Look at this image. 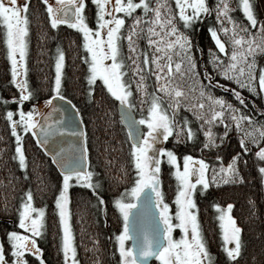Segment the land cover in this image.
Instances as JSON below:
<instances>
[{"label":"snow or ice","instance_id":"snow-or-ice-1","mask_svg":"<svg viewBox=\"0 0 264 264\" xmlns=\"http://www.w3.org/2000/svg\"><path fill=\"white\" fill-rule=\"evenodd\" d=\"M38 3L51 29L66 25L79 34V59L86 65L85 95L89 101L95 98L99 85L117 102L132 170L130 186L111 201L120 221V230L114 235L118 264H149L150 258L158 264H239L244 250L243 229L232 215L233 203L211 204L216 212L222 251V257L214 258L202 231L195 194L203 195L212 185L243 183L239 163L250 151V145L257 146L253 155L264 162V108L249 113L241 91L264 98V62L258 60L264 55V17L258 15L253 0H236L235 7L232 0H216L215 4L209 0H90L94 6L92 23L86 12L88 0ZM30 7L31 0H0V42L10 66L11 84L18 90V95L10 97L16 108L5 107L3 118L14 138L11 158L25 181L31 178L23 144L26 134L57 169L60 181L52 203L59 229L58 253L62 264H81L71 224L70 189L79 186L90 190L97 206L106 214L105 200L98 191L100 180L89 164L82 114L62 94L66 53L61 45L57 44L55 49V75L49 84L50 95L44 100L47 111L35 104L28 110L23 107L35 95L27 79ZM237 8L242 13L240 18L232 15ZM213 15L216 26L209 25L206 30L214 44V48L208 49L211 71L204 65L201 73L194 55V51L201 50H194L188 30ZM140 39L145 41L143 49L138 43ZM177 75L189 78V91L175 82ZM216 75L236 87L215 80ZM151 77L155 79L154 90L148 92L147 81ZM133 82L135 98L141 105L139 116L133 111ZM213 87L229 91L239 107L224 96L214 95ZM57 98L70 105L80 118L75 129L65 125L66 110L55 103ZM0 102L7 105L9 98L0 97ZM181 106L192 112L199 122L198 129L191 126L187 116L178 119ZM57 114L59 119L54 118ZM217 124L223 125V132L214 131ZM233 129L241 151L232 155L226 166L210 165L187 152L178 156L164 143L169 137L177 144L190 143L201 132L200 149H214L223 144ZM66 135H71L73 142L65 144L62 138ZM221 159L216 156V160ZM163 162L170 166L176 182L174 211L161 187ZM243 163L246 165L247 160L243 159ZM257 171L264 184V163L257 164ZM45 217L46 206H35L29 186L21 193L17 207V225L23 231L8 230L0 239V264H46L44 249L38 242L46 231ZM176 229L179 237L173 235ZM90 239L91 246L85 251L96 254L93 264H102L99 241ZM127 241H132L131 245ZM29 257L33 259L30 261Z\"/></svg>","mask_w":264,"mask_h":264},{"label":"trees","instance_id":"trees-1","mask_svg":"<svg viewBox=\"0 0 264 264\" xmlns=\"http://www.w3.org/2000/svg\"><path fill=\"white\" fill-rule=\"evenodd\" d=\"M215 2L216 0H209L211 4H215ZM253 3L258 15L264 17V0H253ZM232 4L235 7L236 0H232ZM37 9L40 10L39 16L35 15ZM86 12L89 22L92 23L94 6L91 5L90 0H88ZM232 15L238 18L242 17L238 8ZM29 18L31 24L27 79L29 87L35 95L31 103L25 101L23 107L28 110L35 104L43 109L44 100L50 95L49 84L54 78L55 49L57 44L61 45L66 53L62 94L71 100L82 114L81 118L84 121L82 127L88 136L89 164L97 174L95 178L100 180L101 186L98 191L105 200L103 207L106 209V214L100 210V206H97L96 199L90 190L79 186H73L70 189L71 224L78 258L81 264H93L96 254L87 252L85 249L91 246L90 238H95L99 241V256L102 264H118L119 255L115 252L114 235L120 230V221L118 214L114 213L111 201L125 187L130 186L132 170L128 163L129 144L126 141V132L122 130L117 115V102L102 92L99 85L92 101H89L85 95L86 65L79 59L82 49L79 47L80 36L78 33L66 25H59L56 30L51 29L38 0H31ZM41 22L43 23L41 24ZM214 23L216 22L213 15L188 30L194 50L197 47L201 50L194 51L201 73L204 65H207L211 71V65L207 64L208 49L214 48V44L206 30L209 25L216 26ZM41 36L44 38L42 39ZM258 60L264 62V55L259 56ZM214 79L236 87L235 84L222 79L219 75H216ZM185 82L187 83H183L182 87L189 91L186 88L189 83L187 76ZM204 83L206 84L207 81ZM241 91L246 98L249 113H252V109L255 110L256 106L261 109L259 96L250 94L247 90ZM212 92L214 95L224 96L226 100L237 104L229 91L213 87ZM12 95H18V90L11 84L10 67L7 65L4 46L0 42V97L9 98L7 105L0 102V239L4 238L6 231L18 230L16 227L17 207L21 193L31 186L35 206H46V231L41 238H38L40 246L44 249L43 256L46 264H62L61 256L58 253L59 229L57 220L54 218L52 203L60 181L59 173L51 164L50 159L44 156L42 150L36 147L32 138L26 134L23 144L28 157V173L31 178L28 181L22 178V173L16 162L11 158L14 151V138L11 137L3 118L5 107L16 108V104L10 100ZM237 106L239 107L238 104ZM205 110H207V105ZM182 111L187 112V109L183 107ZM188 112L192 116V112ZM214 131L223 132V125L218 127L214 125ZM197 133L199 135L193 142L177 144L173 137H170L165 142V146L176 151L178 156L187 152L205 160L216 161L218 164L223 163L225 166L232 155L241 151L239 137L234 129L229 131L223 144L214 149L201 150L200 142L202 140L200 132ZM181 140H183V136ZM106 147L107 152L105 151ZM256 148L257 146L250 145V151L243 156V159L247 160V164L243 163V159L239 163L241 174L244 177L243 183L212 185L203 195L199 192L195 194L202 231L214 258L222 257V251L215 210L211 204L218 202L225 205L231 202L234 205L232 215L236 217L237 223L243 229L244 250L243 255L238 258L239 264H264V184H261V177L257 171V164H260V161L253 155ZM217 155H220L222 159L216 160ZM161 167V187L166 201L173 206L176 182L167 163L163 162ZM117 176L120 178L114 179ZM17 177L20 178L17 179ZM32 259L29 257L30 261ZM151 264L158 263L154 260Z\"/></svg>","mask_w":264,"mask_h":264},{"label":"rangeland","instance_id":"rangeland-1","mask_svg":"<svg viewBox=\"0 0 264 264\" xmlns=\"http://www.w3.org/2000/svg\"><path fill=\"white\" fill-rule=\"evenodd\" d=\"M214 24H216V23H214ZM139 45H140V47H141V49H143L144 47H145V41L143 40V39H140L139 40ZM124 51L125 52H127V48H126V46H125V49H124ZM5 55H6V53H5ZM56 55V54H55ZM53 64L55 65V58H54V61H53ZM7 65L9 66V64H8V62H7ZM10 67V66H9ZM54 72H53V75H55V67H54V70H53ZM129 75H130V73H129ZM154 82H153V81ZM174 80H175V82L177 83V84H179V85H183V83H187V82H185L186 81V76L185 77H180L179 75H177V76H175L174 77ZM148 83V88H147V91L148 92H152L153 90H154V84H155V79H154V77H151V78H149L148 79V81H147ZM189 83H190V81H189ZM187 84L186 85V88L187 89H189V85L190 84ZM223 84V83H222ZM185 86V85H184ZM131 87H132V89H133V101H134V103H136V108L133 110L134 111V114L135 115H137V116H139V114H140V108H141V105H140V103H139V101L138 100H136V94H135V87H136V85H135V83L133 82L132 84H131ZM150 87H152L151 89H150ZM185 89V88H184ZM221 89V88H220ZM162 95V94H161ZM260 98V102H261V104H260V108H264V98H262V97H259ZM164 104H165V106L167 105V98H165L164 99ZM256 106V105H255ZM263 106V107H262ZM45 108V106L43 107V109ZM145 108H146V106H145ZM182 109H183V107L181 106V108H180V110H179V114H178V119H181V118H183L184 116H187L188 118H189V120L191 121V126L194 128V129H198L199 128V122H197L196 120H195V118L193 117V115L191 116V114H189V112H188V110H187V112H185V111H182ZM253 110L254 109H252V112H253ZM255 111H259V108H258V106H256V108H255ZM256 117H258V118H256V119H259L260 117L259 116H256ZM197 124V125H196ZM198 126V127H197ZM219 125H216V127H218ZM197 135H199L198 133H197ZM200 138H201V140L203 141V135H202V133L200 132ZM169 139H170V137H169ZM165 143V142H164ZM261 146H264V144L262 143V145ZM182 157V156H181ZM210 165H217V166H219L220 164H218V162H216V161H209V160H206ZM180 163H181V166H182V159L180 160ZM259 163H264V162H259ZM168 165V164H167ZM169 166V165H168ZM170 167V166H169ZM211 174H212V169H211V167L209 168V171H208V175H209V178L211 177ZM199 187V186H198ZM171 210L172 211H174L175 210V205L173 204V206L171 207ZM215 215H216V212H215ZM217 221V220H216ZM217 225H218V222H217ZM16 227L18 228V225L16 224ZM218 229H219V226H218ZM18 231H23L22 229H19L18 228ZM173 235L174 236H176V237H179V230L178 229H176V230H174V232H173ZM127 244H129V241H127L126 242ZM115 245V244H114ZM130 245V244H129ZM119 255V254H118ZM156 261V260H155ZM157 262V261H156ZM158 263V262H157Z\"/></svg>","mask_w":264,"mask_h":264},{"label":"water","instance_id":"water-1","mask_svg":"<svg viewBox=\"0 0 264 264\" xmlns=\"http://www.w3.org/2000/svg\"><path fill=\"white\" fill-rule=\"evenodd\" d=\"M55 103L57 105L62 106L66 111H65V125L69 128V129H75L78 125H79V119L77 118L74 114V110L72 109V107L70 105H68L65 101L59 100L58 98L55 99ZM43 110L47 111L46 108H44ZM118 111V109H117ZM119 115V112H118ZM54 118L59 119V115H55ZM63 142L65 144L71 143L73 142V137L71 135H66L65 137L62 138ZM49 158V157H48ZM50 159V158H49ZM55 167V166H54ZM57 170V169H56ZM58 172V171H57ZM132 241H129V244L131 245ZM155 258H150L149 259V264L154 260Z\"/></svg>","mask_w":264,"mask_h":264},{"label":"bare ground","instance_id":"bare-ground-1","mask_svg":"<svg viewBox=\"0 0 264 264\" xmlns=\"http://www.w3.org/2000/svg\"><path fill=\"white\" fill-rule=\"evenodd\" d=\"M116 104H117V103H116ZM116 109H117V107H116ZM117 115H118V111H117ZM118 116H119V115H118ZM154 260H155V259H154ZM154 260H153V261H154ZM153 261H152V262H153ZM152 262H151V263H152ZM151 263H150V264H151Z\"/></svg>","mask_w":264,"mask_h":264}]
</instances>
